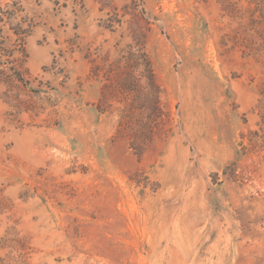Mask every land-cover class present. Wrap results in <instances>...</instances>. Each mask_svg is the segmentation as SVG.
<instances>
[{
  "label": "rangeland",
  "instance_id": "1",
  "mask_svg": "<svg viewBox=\"0 0 264 264\" xmlns=\"http://www.w3.org/2000/svg\"><path fill=\"white\" fill-rule=\"evenodd\" d=\"M0 264H264V0H0Z\"/></svg>",
  "mask_w": 264,
  "mask_h": 264
}]
</instances>
